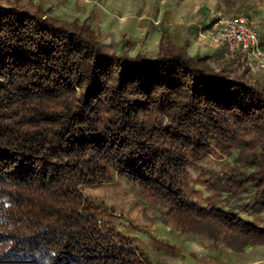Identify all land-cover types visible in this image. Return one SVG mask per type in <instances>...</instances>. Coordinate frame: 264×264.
<instances>
[{"label": "trees", "instance_id": "obj_1", "mask_svg": "<svg viewBox=\"0 0 264 264\" xmlns=\"http://www.w3.org/2000/svg\"><path fill=\"white\" fill-rule=\"evenodd\" d=\"M7 1L0 264H147L126 236L103 226L83 189L118 174L166 203L181 231L236 250L264 244V226L242 211L202 205L187 192L192 160L214 147L239 148L241 166L223 183L233 197L252 186L248 205L264 209V83L240 70L252 60L191 54L165 31L155 56L119 52L86 20ZM242 134L252 137L247 149Z\"/></svg>", "mask_w": 264, "mask_h": 264}, {"label": "rangeland", "instance_id": "obj_2", "mask_svg": "<svg viewBox=\"0 0 264 264\" xmlns=\"http://www.w3.org/2000/svg\"><path fill=\"white\" fill-rule=\"evenodd\" d=\"M17 1L40 3L50 15L64 20H86L102 41L111 40L119 52L132 55L142 52L155 56L165 31L179 44L185 43L192 54L214 53L225 57L220 48L199 38L201 27L198 24L186 23L200 18L204 13V8L194 17L192 13L185 12L192 11L202 0ZM6 3L7 0H0V7H5ZM218 10L225 17L246 12L256 21L264 45V0H225ZM209 19L207 17L206 20ZM240 70L245 71L249 78L264 83V66L258 67L242 60ZM239 142L247 149L253 141L251 135L242 134ZM238 153L239 148L231 152L230 149L214 147L200 158L192 160L187 183L188 196L202 205L236 208L264 226V209L253 211V206L248 205L253 200L254 188L249 186L244 193L233 197L223 183L226 173L241 166V161H238L241 155L237 157ZM83 189L97 206V214L103 219V226L114 227L117 233L126 236V240L142 255L143 260L145 255L147 264H202L201 261L207 257L206 251L211 252V242L214 243L212 238L204 232H184L175 227L168 205L156 202L155 196L126 175L118 174L112 181L85 185ZM221 243L224 241L219 240L214 244ZM208 254L212 258L218 255ZM218 257L220 255L214 259Z\"/></svg>", "mask_w": 264, "mask_h": 264}, {"label": "built area", "instance_id": "obj_3", "mask_svg": "<svg viewBox=\"0 0 264 264\" xmlns=\"http://www.w3.org/2000/svg\"><path fill=\"white\" fill-rule=\"evenodd\" d=\"M199 36L205 43L221 48L226 58L243 56L252 60L258 67L264 66L261 33L256 21L246 12H239L229 17L217 13L212 26L203 27ZM202 264L207 262L202 261Z\"/></svg>", "mask_w": 264, "mask_h": 264}, {"label": "crops", "instance_id": "obj_4", "mask_svg": "<svg viewBox=\"0 0 264 264\" xmlns=\"http://www.w3.org/2000/svg\"><path fill=\"white\" fill-rule=\"evenodd\" d=\"M220 4H221L220 0H202V2H199L196 5V8H193L192 11L188 10L185 12L192 13V17H194L200 12V9L204 8V13L200 15V18L187 21L186 23L198 24L201 27V29L203 28V26H205L206 28L211 27L216 19V14L220 12L218 8L224 5V4L223 5ZM207 17L210 18L209 21L206 20ZM211 244L213 247V248L211 247V252L210 250L209 252L206 251L207 257L205 256V258L202 260V261H206L207 264H264V244H255V245L248 244L247 246L239 250H236L232 247H228L224 243L218 244L219 246L215 245L213 242H211ZM208 253L211 254L217 253L218 255H220V257L214 259L218 255L212 258Z\"/></svg>", "mask_w": 264, "mask_h": 264}]
</instances>
